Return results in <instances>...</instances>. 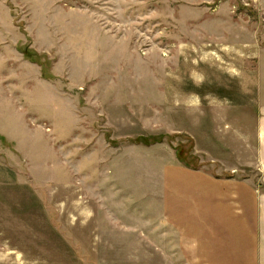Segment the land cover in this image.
<instances>
[{
	"label": "rangeland",
	"instance_id": "374dc122",
	"mask_svg": "<svg viewBox=\"0 0 264 264\" xmlns=\"http://www.w3.org/2000/svg\"><path fill=\"white\" fill-rule=\"evenodd\" d=\"M242 39L264 46V0H0V248L26 264H226L208 247L224 246L247 152L225 126L211 137L193 92Z\"/></svg>",
	"mask_w": 264,
	"mask_h": 264
},
{
	"label": "crops",
	"instance_id": "0c3cea01",
	"mask_svg": "<svg viewBox=\"0 0 264 264\" xmlns=\"http://www.w3.org/2000/svg\"><path fill=\"white\" fill-rule=\"evenodd\" d=\"M231 49L233 53L226 51L231 55L226 57L220 71L217 56L210 57L208 63L216 78L207 80L200 76L199 83L206 82L209 88L193 92L196 108L209 96L211 137L218 136L225 126L227 136L233 138L227 141L232 146L229 149L234 153L247 152L240 157L244 167L235 169L244 172L243 176L231 177L226 183L222 204L224 246L212 243L208 252L213 254V247L220 249L226 264H264V46L242 39L234 42ZM219 72L225 74L223 86L218 85ZM0 264H26V261L18 249L0 248Z\"/></svg>",
	"mask_w": 264,
	"mask_h": 264
}]
</instances>
